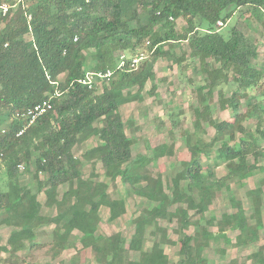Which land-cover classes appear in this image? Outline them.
Wrapping results in <instances>:
<instances>
[{"label": "trees", "instance_id": "1", "mask_svg": "<svg viewBox=\"0 0 264 264\" xmlns=\"http://www.w3.org/2000/svg\"><path fill=\"white\" fill-rule=\"evenodd\" d=\"M4 3L17 7L4 15ZM239 9L257 11L264 23V0H0V175L3 169L6 175L5 183H0V226L12 227L7 243L14 250L13 264H26L25 256L41 244L30 241L29 233L51 224L49 255L56 259L76 247L72 262L90 248L101 264H171L165 246L178 243L179 259L172 264H209L204 250L212 242L223 239L229 246L255 242L259 226L241 209L240 198L231 202L236 210L223 212L221 219L205 215L220 190L231 189V183L245 184L257 170L264 171L260 163L264 102L250 94L253 88L264 89V66L254 64L260 49L237 26L223 32L224 25L217 24L222 20L226 25ZM142 12L148 15L146 21ZM180 18L186 21L183 31L176 27ZM182 41L189 44L188 58L184 53L175 61H186L187 67L199 59L206 77L195 88L194 131L185 132L191 157L169 184L149 165L174 155L173 146H148L152 156L134 157L135 141L126 132L121 108L139 99L149 81L156 90V63L169 54L167 44ZM143 46L147 57L131 68L130 58ZM120 53L127 55L125 66H120ZM108 69L113 75L100 91L80 82L87 71ZM226 84L235 85L229 96ZM216 92L219 105L231 110L232 119L213 117ZM49 94H54L53 108L18 136L27 123L22 113ZM204 122L215 129L211 140L202 135ZM91 138L97 143L78 156ZM34 153L35 188L21 183V172L29 171ZM84 161L92 166L87 174L82 172ZM220 165L227 169L223 176L217 173ZM118 181L125 198L115 197ZM66 183L71 186L61 193L59 187ZM42 192L45 202L39 199ZM252 195L254 211L262 214L263 185L252 189ZM133 196L148 197L151 204L148 211L140 207L133 214L129 244L121 232L113 238L94 236L92 228L102 207L121 200L125 208ZM45 208L55 212L46 215ZM117 217L111 214L110 220ZM160 217L177 221V240L159 223ZM191 225L197 227L193 234L187 232ZM229 230L239 231L236 243ZM75 231L81 234V246ZM147 240L151 246L145 248ZM219 251L226 253L224 248ZM131 252H139V258L132 259ZM3 260L0 250V264ZM241 264H264V247Z\"/></svg>", "mask_w": 264, "mask_h": 264}, {"label": "rangeland", "instance_id": "2", "mask_svg": "<svg viewBox=\"0 0 264 264\" xmlns=\"http://www.w3.org/2000/svg\"><path fill=\"white\" fill-rule=\"evenodd\" d=\"M16 7L17 5L14 6V9ZM141 16L144 21L148 18L146 12H142ZM176 23V27L179 31H183L186 27V21L183 18L176 20ZM233 26H237L258 45L261 54L260 57L254 61V64L256 66H264V23L259 20L258 12L242 13L240 9L237 10V12L231 16L228 23L223 26V32H226ZM27 39L31 40L30 34L27 35ZM165 48L170 49L169 54L160 58L155 66L156 80L154 82L157 84L156 90H151L152 82L149 81L145 89L141 92V97L136 101L123 105L121 112L126 121V132L129 136L133 137L135 141L133 145L134 157L138 154L152 156L153 154L150 147L163 143L173 146L174 155L154 160L149 165L153 172H161L165 181L170 184V179L182 169V162L189 160L191 157L185 132L194 131L195 109L198 106V97L195 88L198 83L204 81L206 75L200 70V61L197 58L187 67L186 61L182 63L175 61L176 58L181 57L184 53L186 54L184 58H188L190 48L187 41L176 42L172 45L167 44ZM141 50L147 51V47L143 46ZM93 62L92 58L88 59L89 64ZM213 64L218 66L214 61ZM60 79H63V76ZM103 83L104 81L99 84V91L102 90ZM234 88L235 85L226 84V95L229 96ZM250 94L264 102V89L259 87L253 88ZM245 107V103H243L242 109H245ZM212 115L218 121L233 118L230 109H224L219 105L218 92L214 95ZM204 127L206 129L205 134H202L204 139L211 140L215 135L214 127L208 122H204ZM96 143V138H91L83 144L81 150L77 151V155L80 156L85 148H90ZM34 154L35 157L31 162L29 171L21 172V183L33 188L36 186L34 178L36 171L34 160L37 153ZM202 161L205 166L209 163L206 159ZM260 163L264 165V158L260 159ZM100 167L101 165L98 164L99 169ZM91 169V164L84 161L82 172L87 174ZM4 171L3 169L0 175L1 185L5 183L6 179ZM226 172L227 169L225 165L217 167L219 176H223ZM185 184L186 182H182V185ZM260 185H263L264 188V171L257 170L251 178L245 181V184L231 183V189L223 188L218 192L211 209L205 214L206 218L216 216L217 219H221L223 212L235 211L236 208H233L231 202L238 197L242 202L241 209L246 212V215L252 223L259 226V229L256 231L255 242L244 241L238 246L236 244L229 246L223 239L219 242H212L211 246L206 247L204 250V255L208 258L209 264H241L249 254L257 251L260 247H264V208L262 214L254 211L252 195V189ZM70 186L71 183L61 185L59 191L62 193L70 188ZM4 188L6 187L4 186ZM115 190L117 191L115 192ZM115 190L113 191L116 193L115 197H126L124 188L119 181L117 182V188ZM167 191H170V189L168 188ZM39 199L45 202L46 196L43 192L39 194ZM150 204V199L148 197L140 198L138 196L127 199L125 208L121 200H115L105 204L97 217L95 227L92 228L93 235L97 236L102 234L113 238L117 232H121L126 237L128 245L134 229L132 222L133 214L140 207H144L146 211H148L150 209ZM54 212L55 208H45L44 210L46 215L53 214ZM162 212L164 213V211ZM111 214H117L118 217L114 220H110ZM197 217L198 216L195 218ZM5 221H9V218L6 217ZM159 223L168 228L169 235L172 239H178V234L174 231V229L177 228L176 220L168 221L166 218L160 217ZM53 227V224L45 225L29 233L30 241L37 240L40 241L41 244L25 256L26 261H28L26 264H71L72 257L77 255L76 247L63 251L56 259H52L49 255L48 248L53 239ZM196 229V226L191 225L187 232L193 234ZM210 229L215 230L216 227L212 225ZM11 231L12 227L9 226V224L0 226V250L4 259L2 264H13L12 261L15 260L14 256L11 255L14 250L7 243ZM74 233L77 235V238H75L74 235H70L71 239L73 240L75 238L77 240V245L81 246L79 242L81 234L78 231ZM238 234V230H229L228 232V236L232 239V242L235 243ZM243 239H246V235H243ZM144 246L145 248L151 246V241H145ZM221 248L226 249L224 255L219 251ZM179 249L178 243L165 246L171 264L179 259ZM130 256L132 259H138L139 252H131ZM22 257L24 258V256H21V258ZM72 264L101 263L96 260L92 250L88 248L82 250L78 254L76 261L72 262Z\"/></svg>", "mask_w": 264, "mask_h": 264}, {"label": "built area", "instance_id": "3", "mask_svg": "<svg viewBox=\"0 0 264 264\" xmlns=\"http://www.w3.org/2000/svg\"><path fill=\"white\" fill-rule=\"evenodd\" d=\"M11 6L9 3H4L1 6L2 13L5 15ZM172 18V17H171ZM219 26L225 25V23L222 20H219L217 23ZM149 41H147L146 45H149ZM147 57V51L139 50L137 54L132 56L130 58V67L131 68H137V66L140 64V62ZM120 59H121V65H126V59L127 55L125 53H120ZM113 75V71L111 69H108L106 72H96V71H87L84 75V77L80 80L81 83L88 85L90 88H98L99 84L106 79H110V77ZM60 94L59 91L56 92V95ZM54 97V94H49L47 98H45L43 101L37 103L36 105L28 108L24 113H22V116H24L27 119V123L25 127L20 129L18 131V136L22 135L25 130L30 127L32 124H34L39 117L46 114L53 108L52 99ZM18 116L20 114H17ZM20 169L23 170L24 166L21 165Z\"/></svg>", "mask_w": 264, "mask_h": 264}]
</instances>
